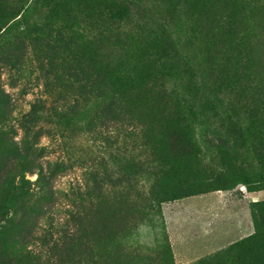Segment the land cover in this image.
Returning <instances> with one entry per match:
<instances>
[{
  "label": "rangeland",
  "instance_id": "374dc122",
  "mask_svg": "<svg viewBox=\"0 0 264 264\" xmlns=\"http://www.w3.org/2000/svg\"><path fill=\"white\" fill-rule=\"evenodd\" d=\"M84 2L100 5L99 20L92 7L79 8ZM170 46L192 68L220 60L224 80L195 99L176 80L162 81L165 114H153L172 124L158 126L171 171L154 181L144 171L143 120L112 122L103 99L80 91L86 84L49 83L34 53L72 73L95 48L104 66L144 73L147 58L135 50L152 57ZM259 60L264 0H0V264H39L31 253L46 264H264ZM32 106L38 120L28 116ZM26 143L63 167L50 179L54 200L36 212L5 197ZM37 174L24 176L36 192ZM101 183L122 200L115 212L76 218L80 195Z\"/></svg>",
  "mask_w": 264,
  "mask_h": 264
},
{
  "label": "trees",
  "instance_id": "16d2710c",
  "mask_svg": "<svg viewBox=\"0 0 264 264\" xmlns=\"http://www.w3.org/2000/svg\"><path fill=\"white\" fill-rule=\"evenodd\" d=\"M111 6L113 7V5ZM74 7L76 8V6ZM90 7L93 8L90 17L92 18L93 15L95 20H99L100 5L95 4L93 6V4L88 5L87 2H84L82 6H79V8L84 9ZM35 31V34H39L37 29H35ZM111 38L112 36L109 35V39ZM98 40L97 37L96 41L98 42ZM32 41L34 43L38 41V39H32ZM14 51L18 52L19 47H14ZM42 51L44 50H34L38 60L36 68L44 75V78L49 83H54V81L59 80L64 83L67 81L66 79L75 78L79 83L77 90L80 89V84H84V87L86 84V88L84 89L82 87V90H80L83 91L82 93H85L86 89L88 92L90 90V93L94 94L97 99H103L105 101V107L112 122H128L131 120V116L143 120L144 124L143 127H141L142 138L145 144L150 148L151 155L150 165L145 163L144 171L153 178V181L159 176H167L171 171L165 152L168 138L160 134L158 126L162 123H166V125L171 127L172 124L164 120L162 121L161 117L159 119L158 116L154 118V114L158 113L160 116L165 114V111L160 113L162 106L167 104L165 101L167 99L166 90L161 89V87H163L162 81H164L165 78L176 80L184 87L187 95L194 94L195 99L197 93H210L211 90L213 92L221 89L222 81L224 80L220 60L208 61L204 66L197 65L192 68L190 65L192 61L187 57L185 58L179 55L171 46L152 57H149L147 52H144L143 49L135 50L137 58H147L144 64H148V66L145 68L144 73L134 72L130 67L125 68L119 63L111 68L104 66L102 60L99 59L101 52H99V49L95 48L90 51L92 62L90 63V59L88 64L80 65V68H77L78 70L76 72L71 73L64 68H57L51 60H47V55ZM125 52L127 53L128 51L126 50ZM258 65H260L259 75L263 78L259 80L258 86H255L254 89L257 91L258 88H260L261 92L263 91L264 93V62L259 60L257 63H252V68H256ZM120 67L123 69L121 70ZM243 68L245 71L251 68L250 63H245ZM156 70L166 71L167 74L161 72L156 74ZM252 73H254V71ZM251 80L246 79L244 82L248 85L251 83ZM236 83L237 82H234L232 86ZM176 101L178 100L176 99ZM178 107L179 105H176L173 109L177 111ZM38 113V108L36 109L35 106H32L28 116L32 118V120H38L36 116ZM123 116L125 118H123ZM165 117L168 118L167 116ZM158 146L159 151L156 152ZM17 161L18 163L15 167L16 174L14 172L12 178L8 176L10 180L5 183V187L8 189L5 197L15 202H24L27 207L35 212L38 203H52L54 199L53 191L50 186V179L54 174L63 169L61 164L43 162L33 143L30 146L28 143L23 145L18 153ZM36 171L38 173L37 184L38 182L40 183L38 192L31 189V184L24 178L25 174L35 173ZM16 175H19L17 181L14 179ZM92 181L97 185L95 178H93ZM103 186V183H101V185L94 190H91L89 187L85 188V191L80 195L78 201L80 204H78L77 207L78 213L81 215H77L78 217L76 218H87L96 222L99 216L103 217V215H105V212L111 210L115 212L122 200L120 201L118 197L114 196ZM35 197L37 199H35ZM259 234H264V231L262 230V233ZM27 257H29L33 263H49L48 259L45 260V258L37 256L34 253H31V255ZM258 258L261 259V257ZM51 263L55 264L53 262Z\"/></svg>",
  "mask_w": 264,
  "mask_h": 264
}]
</instances>
